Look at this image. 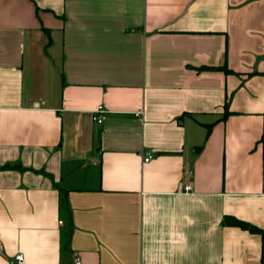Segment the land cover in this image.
I'll return each mask as SVG.
<instances>
[{
    "label": "crops",
    "instance_id": "0c3cea01",
    "mask_svg": "<svg viewBox=\"0 0 264 264\" xmlns=\"http://www.w3.org/2000/svg\"><path fill=\"white\" fill-rule=\"evenodd\" d=\"M263 133L264 0H0V264H260Z\"/></svg>",
    "mask_w": 264,
    "mask_h": 264
},
{
    "label": "trees",
    "instance_id": "16d2710c",
    "mask_svg": "<svg viewBox=\"0 0 264 264\" xmlns=\"http://www.w3.org/2000/svg\"><path fill=\"white\" fill-rule=\"evenodd\" d=\"M226 108H227V106H226ZM262 140H264V133L262 135ZM14 166L22 167L19 164H15ZM66 201H67L66 194L62 193V195L60 197V209L62 212H64L67 209V202ZM222 222L226 225L238 226V227H241L243 229L249 230L250 232L260 234L261 241H262L260 264H264V227L255 225L249 221H246V220L239 218V217H236L234 215H226Z\"/></svg>",
    "mask_w": 264,
    "mask_h": 264
},
{
    "label": "built area",
    "instance_id": "2783aa9c",
    "mask_svg": "<svg viewBox=\"0 0 264 264\" xmlns=\"http://www.w3.org/2000/svg\"><path fill=\"white\" fill-rule=\"evenodd\" d=\"M106 113H107V110H106L104 104H99L96 107V109L93 110L92 118L98 123H103L107 117ZM152 157H153V154L148 153L147 156L145 157V161L150 160ZM16 258H17L19 264H23V254H18L16 256ZM81 263H82L81 258L79 256H77L75 258V264H81Z\"/></svg>",
    "mask_w": 264,
    "mask_h": 264
}]
</instances>
